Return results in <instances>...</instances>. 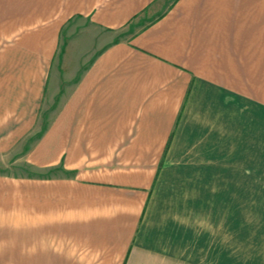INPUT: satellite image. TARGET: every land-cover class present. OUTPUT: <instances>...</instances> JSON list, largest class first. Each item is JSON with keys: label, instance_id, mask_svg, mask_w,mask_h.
Listing matches in <instances>:
<instances>
[{"label": "crops", "instance_id": "0c3cea01", "mask_svg": "<svg viewBox=\"0 0 264 264\" xmlns=\"http://www.w3.org/2000/svg\"><path fill=\"white\" fill-rule=\"evenodd\" d=\"M262 159L264 0H0V264H206Z\"/></svg>", "mask_w": 264, "mask_h": 264}, {"label": "rangeland", "instance_id": "374dc122", "mask_svg": "<svg viewBox=\"0 0 264 264\" xmlns=\"http://www.w3.org/2000/svg\"><path fill=\"white\" fill-rule=\"evenodd\" d=\"M40 125L41 129L45 125L43 112ZM27 145L28 142L22 149ZM0 171L18 170L6 167ZM245 196V201L229 202V216L223 218V232L218 234L220 238L217 241H221V247L213 249L212 259H208L206 264H264V169L261 184L251 186L250 194Z\"/></svg>", "mask_w": 264, "mask_h": 264}]
</instances>
